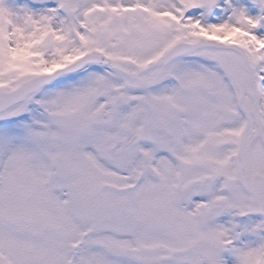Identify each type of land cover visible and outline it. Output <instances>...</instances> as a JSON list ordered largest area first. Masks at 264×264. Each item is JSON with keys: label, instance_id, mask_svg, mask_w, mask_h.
<instances>
[{"label": "snow or ice", "instance_id": "1", "mask_svg": "<svg viewBox=\"0 0 264 264\" xmlns=\"http://www.w3.org/2000/svg\"><path fill=\"white\" fill-rule=\"evenodd\" d=\"M0 264H264V0H0Z\"/></svg>", "mask_w": 264, "mask_h": 264}]
</instances>
